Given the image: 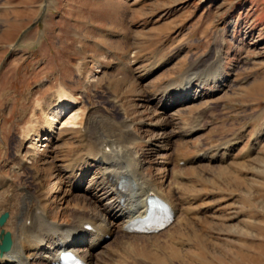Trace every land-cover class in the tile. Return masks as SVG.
<instances>
[{
  "label": "rangeland",
  "instance_id": "obj_1",
  "mask_svg": "<svg viewBox=\"0 0 264 264\" xmlns=\"http://www.w3.org/2000/svg\"><path fill=\"white\" fill-rule=\"evenodd\" d=\"M215 48L222 75L193 87L204 89L201 99H161ZM63 93L71 101L58 107ZM76 108L68 133L60 121L50 124ZM89 115L118 132L130 123L145 175L179 209L157 234L117 222L90 264H264V0H0V182L45 197L67 227L78 212L57 175L82 152ZM192 124L198 132L180 137ZM236 139L229 154L194 160ZM96 170L73 195H93ZM2 193L0 215L12 218L18 198Z\"/></svg>",
  "mask_w": 264,
  "mask_h": 264
},
{
  "label": "bare ground",
  "instance_id": "obj_2",
  "mask_svg": "<svg viewBox=\"0 0 264 264\" xmlns=\"http://www.w3.org/2000/svg\"><path fill=\"white\" fill-rule=\"evenodd\" d=\"M221 57L220 50L215 48L214 56L200 65L190 67L186 74L182 76L181 83L170 85L163 90L160 96L161 99H170L176 93L182 94V98L177 103L201 99L204 94H200L203 93L204 89L200 93L196 90V93L193 94V87L207 86L209 81H211L210 83L218 82L222 75ZM69 98L64 93L60 94L57 100L59 105L57 106L61 107L68 100L71 101ZM76 101L72 100L75 104ZM177 103L175 101L173 105ZM169 106L170 104H166L163 107L164 111H167ZM79 111L80 108L72 109L63 119H61L62 115H59L48 120L49 122H51V119L57 122L60 121L64 133H68L67 127L75 124ZM81 125L82 152H76L63 173L57 175L59 180H62L63 184L69 187L66 194L72 196V202L76 206L74 210L78 214L76 213L74 216V223L67 227L55 221L53 213L50 211L51 204L40 194H31L27 187L21 188L22 192L18 193V188L9 180L1 181L0 194H3L2 192L10 193L9 200L11 197L12 199L14 197L18 198V212L12 218L10 212H7L9 219H11L7 220L4 227H0V234L2 230L7 232L8 228L14 229L9 231L12 235L13 248L3 255L0 252V264H33V262L55 264L62 252H73L90 264V258L95 256L94 252L105 241V237L113 233L117 222L121 223V229H125L135 219L147 216L149 199L152 196L166 202L170 207V211L176 216L179 210L177 205L169 204L170 198L167 193L161 192L160 183L145 175V166L142 165V161H140V157L135 150V144L140 138L132 135V126L128 121L121 125L120 132H118V129L111 127L112 124H104L100 120L97 121V118L96 120L93 119L91 115L86 118L85 123L81 122ZM50 130L48 134L54 132L52 125ZM198 130V126H193L182 133L180 137H189ZM127 132L129 133L125 134ZM45 137H41L38 143L49 141V137L46 135ZM238 141V139L228 141L224 145L222 144L223 146H218V149H214L213 153L200 151L194 160L208 158L215 160L221 153H223L221 156H225L237 145ZM39 147H47V144H41ZM162 147L159 146V150ZM27 154L28 159L32 162L37 161L39 157L35 149H31ZM22 163L23 160L15 168L19 172L23 169ZM91 168L97 169L95 175L97 174L98 177L96 182L92 183L90 192L100 199L99 204L102 208L99 210L89 204L93 195L80 197L72 194V191L80 186L84 175ZM37 180L36 183H33L36 185V190L41 189L40 179ZM3 201L5 203V199ZM103 201H106V203H103ZM80 207L84 210H81ZM91 207L92 209H90ZM156 207L158 208L159 205H156ZM102 212L104 214H101ZM175 257L177 256L175 255Z\"/></svg>",
  "mask_w": 264,
  "mask_h": 264
},
{
  "label": "water",
  "instance_id": "obj_3",
  "mask_svg": "<svg viewBox=\"0 0 264 264\" xmlns=\"http://www.w3.org/2000/svg\"><path fill=\"white\" fill-rule=\"evenodd\" d=\"M8 219H9V214L7 212L2 214L0 216V227H4ZM0 239H1V243H0L1 255L10 252L11 249L13 248V240L11 233L2 230L0 234Z\"/></svg>",
  "mask_w": 264,
  "mask_h": 264
}]
</instances>
